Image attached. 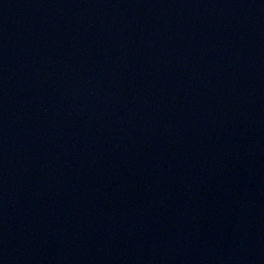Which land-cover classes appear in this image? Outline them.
<instances>
[{"label": "water", "instance_id": "water-1", "mask_svg": "<svg viewBox=\"0 0 264 264\" xmlns=\"http://www.w3.org/2000/svg\"><path fill=\"white\" fill-rule=\"evenodd\" d=\"M264 80V0H0V264L123 159Z\"/></svg>", "mask_w": 264, "mask_h": 264}]
</instances>
